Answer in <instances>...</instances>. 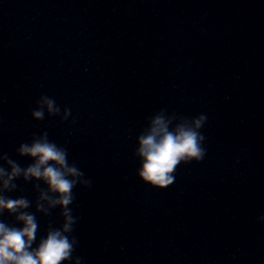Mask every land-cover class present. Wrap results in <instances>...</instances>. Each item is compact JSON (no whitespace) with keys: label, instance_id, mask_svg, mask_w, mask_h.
Instances as JSON below:
<instances>
[{"label":"clouds","instance_id":"clouds-1","mask_svg":"<svg viewBox=\"0 0 264 264\" xmlns=\"http://www.w3.org/2000/svg\"><path fill=\"white\" fill-rule=\"evenodd\" d=\"M35 103L31 117L36 121L47 116L59 117L63 123L72 116L70 108H62L46 94L40 95ZM207 119L204 113L189 117L169 113L166 108L147 117V126L137 136L133 153L140 162L136 170L139 180L153 189L164 190L175 182L181 164L202 162L207 155L206 137L202 132ZM16 153L31 163L21 167L7 153H0V216L7 213L14 217L15 225H20L0 220V264H82L83 258L73 255L78 245L73 235L78 217L73 215L71 205L75 200L73 190L77 185L91 187V179L85 177L75 162H69L67 148L50 140L47 131L34 135L30 142L20 143ZM18 179L24 183L35 182L33 189L38 193L35 212L27 211L33 205L27 197L5 195L18 190L15 183ZM41 184L46 187L42 188ZM56 208L60 209L61 226L49 224L36 244L40 227L36 213L47 217ZM257 220L264 222V215Z\"/></svg>","mask_w":264,"mask_h":264},{"label":"water","instance_id":"water-1","mask_svg":"<svg viewBox=\"0 0 264 264\" xmlns=\"http://www.w3.org/2000/svg\"><path fill=\"white\" fill-rule=\"evenodd\" d=\"M5 195H7V193H5ZM0 220H3L8 224L15 225L14 217L9 216L7 213H5L3 216H0ZM15 226L19 227L20 225H15Z\"/></svg>","mask_w":264,"mask_h":264}]
</instances>
